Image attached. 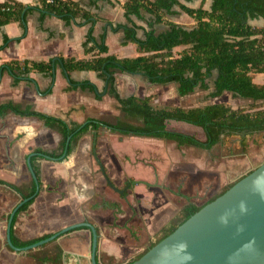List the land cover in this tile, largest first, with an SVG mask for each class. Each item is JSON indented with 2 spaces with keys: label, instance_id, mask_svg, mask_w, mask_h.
I'll list each match as a JSON object with an SVG mask.
<instances>
[{
  "label": "crops",
  "instance_id": "obj_1",
  "mask_svg": "<svg viewBox=\"0 0 264 264\" xmlns=\"http://www.w3.org/2000/svg\"><path fill=\"white\" fill-rule=\"evenodd\" d=\"M4 1L0 0V3ZM14 1L27 6L35 5V0ZM73 1L80 3L101 20L94 25L80 18L67 23L57 16L48 15L41 21L42 13L35 10L27 16V27L20 22L0 27V47L5 44V38L10 39L4 48H0V105L13 102L23 108L32 107L34 111L62 119L69 124L84 123L87 119L115 122L122 115L119 104L113 97L105 95L102 100H97L95 93L89 90L69 89L72 79L79 83L89 81L95 84L99 91L106 92V83L94 71H73L66 74L64 68L58 65L55 74L53 72L48 76L33 72L29 79L17 85L14 84L11 73L8 70L3 71L6 63L17 60L40 62L56 60L59 57L92 59L97 50L86 51V48L91 49L92 45L87 43L91 28L94 29L95 42L100 44L104 41L108 46V55L118 58L139 56L136 44H124L123 31H113L115 25L128 22L124 9L126 0ZM144 15L146 19L150 18V15ZM132 21L141 28L138 30V37L144 38L143 29L147 28L145 22L135 16H132ZM121 74L125 73H117V87L122 97H128L122 95L124 85ZM112 107L117 109L114 111L117 117L115 121L109 120ZM96 132L97 153L101 155L99 158L103 160L102 163L114 185L123 188L129 181L142 183L139 176L143 173L137 174L130 170L127 160L124 162L121 157L124 145H119L110 137L123 135L114 133L107 127L84 134L68 158L62 161L51 160L34 152L35 149H58L62 136L57 131L46 127L43 121L35 117H21L12 112L0 116V180L7 183H0V264H92V232L86 227L73 230L57 240L25 252L14 251L8 245L9 218L15 207L25 200L21 193L8 184L19 187L24 193L30 191L31 184L35 181L28 165V158L32 154L37 156L32 165L40 171L41 184L34 202L26 210L20 211L21 207L14 217L12 235L22 241L54 235L73 225L89 222L95 225L99 233V264H128L156 241V235L177 213L174 212L169 217L172 210L168 207L165 210L167 218L162 217L161 222H145L147 234L142 233L144 238L139 240L140 234L138 239L131 238L130 210L135 208L131 209L130 204L134 201L142 203L137 194L141 184H136L130 190L132 196L130 193L125 196L105 190L108 184L93 156ZM115 151L121 156L118 157V162L113 160L111 164L110 158L106 156ZM142 176L144 177V174ZM161 189L163 188L160 186L159 190ZM147 190L146 201L150 200V194H158L154 187Z\"/></svg>",
  "mask_w": 264,
  "mask_h": 264
},
{
  "label": "trees",
  "instance_id": "obj_2",
  "mask_svg": "<svg viewBox=\"0 0 264 264\" xmlns=\"http://www.w3.org/2000/svg\"><path fill=\"white\" fill-rule=\"evenodd\" d=\"M194 1L196 0H126L124 9L128 22L115 25L113 31L124 32V44H136L139 56L135 58L108 55V46L104 41L100 44L95 42L94 29L91 28L87 43L92 45L91 49L87 47L86 51L97 50L92 59L59 57L55 62V59L40 62L17 60L3 66V71L8 70L13 76L15 85L29 79L33 72L49 76L58 65H61L67 74L73 71H94L107 83L106 92L99 91L97 86L89 81L79 83L72 79L69 89L89 90L95 93L97 100H102L105 95L113 97L122 113V117L115 122L87 119L84 123L69 124L62 119L34 111L32 107L23 108L13 102L0 105V116L12 112L21 117H35L43 121L46 127L57 131L62 136L58 149L53 151L35 149L34 153L61 161L72 154L84 134L99 131L103 127L123 136L170 141L178 147L188 146L206 151H211L229 136H248L264 132V84L255 82L257 75L264 74V27L259 28L250 24V21L264 20V0H212L209 9L204 8L206 0H202L198 8L187 5ZM35 10L42 13L41 21L48 15L57 16L67 23L80 18L94 25L101 20L73 0H35L34 6L5 0L0 3V27L13 22H20L27 27V16ZM182 13L195 21L193 27H187L171 19ZM144 14L150 15V18L146 19ZM132 16L143 20L147 25V28L143 29L144 38L138 37V30L141 28L133 23ZM158 26H165L166 29L158 32ZM9 40L5 38V44L0 48H4ZM119 72L142 74L151 84L174 83L182 97L193 94L198 89L208 91L213 83L210 98H219L225 93H231L235 97L251 100L255 105L251 107V111L234 109L224 103L188 109L157 108L151 96L122 97L117 87ZM257 103L261 105L258 106ZM170 121L200 128L205 138L199 139L194 135L171 131L168 129ZM70 137L71 142L67 147ZM36 158L37 156L33 157V163ZM34 170L40 185V171L36 166ZM245 176L227 186L221 194L209 199L202 206L189 200L187 205L160 230L163 232L161 238L128 264L139 260L205 205L224 194ZM0 183L5 182L0 180ZM8 185L21 193L24 199L34 196L37 192L35 181L32 182L30 191L25 193L17 186ZM32 202L34 198L20 211L26 210ZM51 236L49 234L30 241H22L12 235V241L16 247L24 248Z\"/></svg>",
  "mask_w": 264,
  "mask_h": 264
},
{
  "label": "rangeland",
  "instance_id": "obj_3",
  "mask_svg": "<svg viewBox=\"0 0 264 264\" xmlns=\"http://www.w3.org/2000/svg\"><path fill=\"white\" fill-rule=\"evenodd\" d=\"M211 3L212 0H206L204 8L209 9ZM187 4L198 8L201 6L202 0ZM171 19L187 27L195 25V21L185 13L171 17ZM250 24L261 28L264 27V20L250 21ZM165 29V26L158 27V32ZM121 75L124 85L123 96H129L130 94L141 98L151 96L153 104L157 108L181 107L188 109L212 103H224L234 109L251 111V107L255 105V102L235 97L231 93H225L219 98H210L209 94L213 90V83L208 91L198 89L193 94L182 97L179 95L178 87L174 83L157 85L149 83L142 74L129 75L125 73ZM255 82L264 83V75H257ZM257 105L260 106L261 103H257ZM116 110L112 107V114L109 116V120L115 121L117 119L114 114ZM168 129L194 135L199 139L205 138L202 129L182 122L170 121L168 122ZM109 133L108 131L107 134L109 135ZM110 137L116 140L119 145H124L122 156L118 155L116 151L109 152L106 156V158H110L111 164H113V160L117 161L118 157L121 156L124 162L127 160L130 170L137 172V174L138 172L144 174V177L142 176L143 174L139 176L142 183H137V185L141 184L138 186L137 194L142 203L138 204L134 201L133 204H130V208L134 207L135 210L131 211L128 209L131 212L130 220L132 224L130 237L138 239L140 234L139 240L143 237L142 233L147 234L145 222L151 220L161 222L162 217L167 218L165 210L168 207L172 210L171 214L168 215L170 217L174 212H177L175 214L177 215L187 205L189 200L202 206L209 199L221 194L227 186L236 182L238 178L248 174L264 162L263 134L249 137L248 146L244 151H242V146L240 147L239 137L224 138L211 151L188 146L178 147L173 142L158 139L135 136L117 137L118 139L115 136ZM110 137L107 136L109 139ZM98 156L101 157L100 154ZM98 168H100L99 165ZM160 186L163 189L159 190ZM146 187L150 189L154 187V191L158 193L156 195L150 194L149 199L151 202H149L150 200L146 201L148 195ZM155 188L158 189L155 190ZM105 190L109 193H115L109 186ZM130 194L132 196V193ZM144 202L147 204L145 205ZM153 206L156 207L151 208ZM162 235L163 232L158 233L156 241Z\"/></svg>",
  "mask_w": 264,
  "mask_h": 264
},
{
  "label": "water",
  "instance_id": "obj_4",
  "mask_svg": "<svg viewBox=\"0 0 264 264\" xmlns=\"http://www.w3.org/2000/svg\"><path fill=\"white\" fill-rule=\"evenodd\" d=\"M64 72L67 74L65 70ZM70 142L71 137L67 141V147ZM97 142L96 132L93 141L94 159L109 187L123 194L125 190L116 187L107 174L97 153ZM35 155L28 158V165L37 184V192L13 210L8 221V245L14 251L25 252L57 240L73 230L86 227L92 232V264H99V233L95 225L89 222L73 225L24 248L13 244L12 226L15 215L40 192L39 180L31 161ZM38 155L50 159L44 154ZM137 183H133V186ZM132 264H264V162Z\"/></svg>",
  "mask_w": 264,
  "mask_h": 264
},
{
  "label": "flooded vegetation",
  "instance_id": "obj_5",
  "mask_svg": "<svg viewBox=\"0 0 264 264\" xmlns=\"http://www.w3.org/2000/svg\"><path fill=\"white\" fill-rule=\"evenodd\" d=\"M258 134H263L264 135V132L258 133ZM254 135H256V134L248 135V136H229V137H239L240 138V147L242 146V151H244L247 148V146H248V142H249L248 138L251 137V136H254ZM133 183H134V181H129L123 186V188H119L121 190H125V192L123 193L125 196L130 195L129 194L130 190L134 187Z\"/></svg>",
  "mask_w": 264,
  "mask_h": 264
}]
</instances>
